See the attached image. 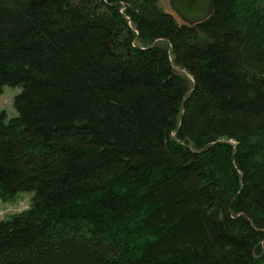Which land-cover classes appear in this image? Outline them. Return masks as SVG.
<instances>
[{
  "label": "trees",
  "instance_id": "1",
  "mask_svg": "<svg viewBox=\"0 0 264 264\" xmlns=\"http://www.w3.org/2000/svg\"><path fill=\"white\" fill-rule=\"evenodd\" d=\"M0 0V264H264V0Z\"/></svg>",
  "mask_w": 264,
  "mask_h": 264
},
{
  "label": "rangeland",
  "instance_id": "2",
  "mask_svg": "<svg viewBox=\"0 0 264 264\" xmlns=\"http://www.w3.org/2000/svg\"><path fill=\"white\" fill-rule=\"evenodd\" d=\"M162 2L166 9L173 10L169 0H163ZM21 89L22 86L20 85L14 86L5 84L3 90L0 91V111L5 109L8 118L15 116L18 113L14 104V98ZM34 193V190H22L18 192L15 198L9 200L0 198V219L28 208L32 203Z\"/></svg>",
  "mask_w": 264,
  "mask_h": 264
},
{
  "label": "water",
  "instance_id": "3",
  "mask_svg": "<svg viewBox=\"0 0 264 264\" xmlns=\"http://www.w3.org/2000/svg\"><path fill=\"white\" fill-rule=\"evenodd\" d=\"M171 8L186 23L194 24L212 14L215 0H169Z\"/></svg>",
  "mask_w": 264,
  "mask_h": 264
}]
</instances>
